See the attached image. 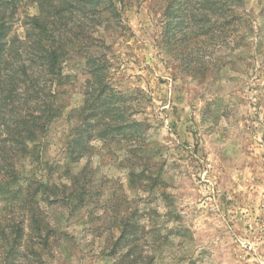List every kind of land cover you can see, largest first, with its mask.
<instances>
[{"label":"rangeland","instance_id":"rangeland-1","mask_svg":"<svg viewBox=\"0 0 264 264\" xmlns=\"http://www.w3.org/2000/svg\"><path fill=\"white\" fill-rule=\"evenodd\" d=\"M220 1L193 39L199 0L170 31L166 0L117 2L119 22L102 13L81 39L74 26L40 105L53 117L0 156V264H264V0ZM36 12L19 5L11 36ZM88 49L135 129L95 136L116 114L84 102Z\"/></svg>","mask_w":264,"mask_h":264},{"label":"trees","instance_id":"trees-1","mask_svg":"<svg viewBox=\"0 0 264 264\" xmlns=\"http://www.w3.org/2000/svg\"><path fill=\"white\" fill-rule=\"evenodd\" d=\"M121 1L0 0V127L5 130L4 136L0 139L3 149L0 156L3 162L11 159L12 155L8 156V151L13 146L16 144L24 146L25 143L35 140L37 135L45 131V123L53 117V115L50 117L46 108L40 110V105L45 96L56 95L59 92V88L55 86L61 84V63L65 60V47L74 41L72 38L74 26L80 29L75 33L76 38L81 39L87 36L84 34L102 24L99 21L102 13L106 14L105 22L109 20L119 22L120 15L116 3L120 4ZM188 2L189 0H166L168 18L165 17V26L168 31L172 21L175 22V27H179L185 21ZM27 3H32L37 12L29 17L28 28L25 29L23 37L16 34L11 36L13 15L19 5ZM222 5L223 2L220 0H199L201 11L194 12L197 9L195 7L190 20L194 24L201 23L202 28L194 36L185 34L184 39L207 34L208 28H203L206 27L211 15L216 14ZM223 31H218V35L215 36L222 39ZM174 35L173 31L168 38ZM90 52L88 49L83 56L87 76L82 87L84 102L87 106L95 108L97 101L102 99L105 106L101 110L100 122H106L104 116L109 117V113L116 114L110 116L107 120L109 123H106L108 125L95 136L102 137L112 130L114 122H117V127L121 131L135 129L137 123L124 117L125 112L120 110V105L111 103V100H116L117 92L107 83L106 62ZM186 57L190 61L193 60L191 53H187ZM109 109L111 112H108ZM80 121L74 128L75 136L72 137L71 144L82 141L83 137L85 139L88 130L81 129L82 124L94 125L87 117H82ZM128 134L131 135V132ZM6 147L7 150H4ZM0 176H4L1 170ZM3 180L4 178L0 179V193L8 188V182ZM64 199L65 197H56L54 201ZM115 247L116 245L113 246V250Z\"/></svg>","mask_w":264,"mask_h":264}]
</instances>
